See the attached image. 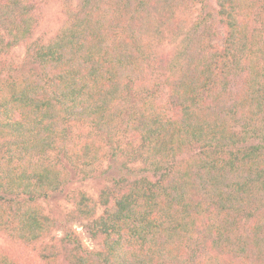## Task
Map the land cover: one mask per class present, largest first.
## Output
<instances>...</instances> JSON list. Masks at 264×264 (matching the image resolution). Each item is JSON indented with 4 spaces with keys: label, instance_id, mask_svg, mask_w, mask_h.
Segmentation results:
<instances>
[{
    "label": "trees",
    "instance_id": "obj_1",
    "mask_svg": "<svg viewBox=\"0 0 264 264\" xmlns=\"http://www.w3.org/2000/svg\"><path fill=\"white\" fill-rule=\"evenodd\" d=\"M56 1L38 43L36 0H0V61L26 45L0 73V232L41 264H264V0ZM107 151L118 177L65 191ZM62 196L70 210L45 211ZM0 264L18 263L0 248Z\"/></svg>",
    "mask_w": 264,
    "mask_h": 264
},
{
    "label": "rangeland",
    "instance_id": "obj_2",
    "mask_svg": "<svg viewBox=\"0 0 264 264\" xmlns=\"http://www.w3.org/2000/svg\"><path fill=\"white\" fill-rule=\"evenodd\" d=\"M207 1L212 7H216V0ZM36 2L38 6V12L40 14V20L31 37V41L43 43L54 36L62 23L64 15L62 13L61 5L56 0H36ZM199 12L200 5H196L191 11H183L178 13V17L185 21V29H188L191 26ZM178 40L179 38L173 42L165 41L156 45L155 47L157 53L160 56L164 54L171 56L172 53L178 49ZM25 55L26 45L22 43L13 47L10 53L0 61V73L6 74L12 68H19L24 62ZM14 72L18 73L19 71ZM86 131L87 129L84 130L81 127H75L76 140H78L79 136L84 138ZM120 163V160L112 162L110 160V154L107 151L102 162L99 163L90 177L84 180H75L71 183H68L65 187V191L69 193L76 189H82L88 194L97 197L98 191L102 186L111 183V178L119 176L120 171L118 166ZM41 204L45 208V211L51 214L60 213L61 215H64V213H66L71 208L70 204L64 200L63 196L42 200ZM101 211L102 208L99 207L97 213H100ZM69 226L78 234L84 247L89 250H97L99 248L96 242L91 239L90 235L86 231L84 223L72 221ZM52 234L54 236H61L62 230L60 228L56 229ZM0 248L6 251V253L11 256L18 264H41L33 251L24 246L22 243L11 240L6 234L1 232ZM214 254L215 252H209L206 256L202 257L203 262L206 264H213L215 262L221 264H238L236 259L231 257L226 258L221 255L216 257Z\"/></svg>",
    "mask_w": 264,
    "mask_h": 264
}]
</instances>
